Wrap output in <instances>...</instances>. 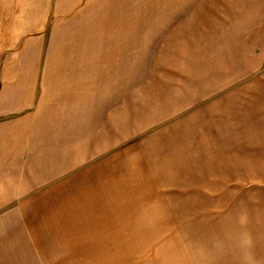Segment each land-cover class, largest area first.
Masks as SVG:
<instances>
[{
    "label": "rangeland",
    "instance_id": "374dc122",
    "mask_svg": "<svg viewBox=\"0 0 264 264\" xmlns=\"http://www.w3.org/2000/svg\"><path fill=\"white\" fill-rule=\"evenodd\" d=\"M12 1L14 11H0V42L13 45L0 66L7 54L15 70L39 74H15V105L3 109L14 131L38 136L40 152L9 181L14 202H0V264H264V134L252 130L253 120L264 128V111L238 125L219 100L210 110L216 93L203 95L198 60L156 35L166 22H144L153 37L142 43L90 45L64 25L68 12L49 10L55 0ZM239 1L201 45L222 56L210 61L222 64L219 77L259 61L251 76L263 84L264 12L254 17L251 0ZM126 13L97 12L114 21ZM58 57H92L95 73L60 80L44 69ZM59 133L61 156L59 140L46 139ZM248 147L236 167L231 149Z\"/></svg>",
    "mask_w": 264,
    "mask_h": 264
},
{
    "label": "crops",
    "instance_id": "0c3cea01",
    "mask_svg": "<svg viewBox=\"0 0 264 264\" xmlns=\"http://www.w3.org/2000/svg\"><path fill=\"white\" fill-rule=\"evenodd\" d=\"M2 1V0H1ZM3 0L0 2V11H14L12 6H15L12 0ZM23 0H21L22 2ZM117 1V2H113ZM46 0L44 1V3ZM239 0H58L54 2V6L50 7L49 10L55 12L69 13V21L65 22L64 25L72 23L78 31V40L83 44H105V43H125L128 41L142 43L143 38H152L153 35L147 32H143L142 28L148 26L144 22L152 19L155 22H166L165 24H157V27H166L167 32L156 33L167 37L161 42L165 44H174L169 46L175 48V44H184L185 48L191 55H183L184 58L190 60H198L199 63V82H202L203 95L204 94H215L216 99L210 103L209 109H213L215 102L219 100L218 106L225 104L230 109L231 115L238 117V125H243L242 118L245 112L255 115L259 111H264V102L259 100L260 90L264 91V83L259 84L256 76H251L252 70L258 66L260 58L257 59V63H250L244 65H237L233 76L219 77V69L222 64L218 62L215 65H211L210 61L221 58L219 52L215 55L209 53L208 46V33L206 28L208 26H222L220 23L224 19V12L233 10V7L239 6ZM253 5L254 17H259L261 12H264V0H251ZM24 5V4H17ZM114 6V9L109 7ZM106 11H121L126 13L125 21H114L106 19L102 15L99 16L97 12ZM24 9V8H23ZM47 10L46 4L41 11ZM77 13V16H76ZM151 13V15H146ZM90 14V15H89ZM128 16V17H127ZM78 17V18H77ZM208 21L212 22L211 24ZM94 26L91 27L90 25ZM83 25H88L87 27ZM131 29H135L134 32H130ZM202 29V31H201ZM170 30V31H169ZM133 33V35H132ZM74 35V34H72ZM75 36V35H74ZM128 36H134L137 39L127 40ZM76 37V36H75ZM8 37L4 36L0 42V55H4L3 51L12 49L11 43L8 42ZM6 40V42H5ZM151 39H146L145 42H152ZM11 44V45H10ZM7 58L3 59L0 66V202H14L7 200L12 193L10 192L11 185L9 181L14 180L16 171L22 172L20 166L23 164L24 157H36L31 159V163H37L38 151L40 152V145L38 143V136L29 132L19 133L14 131L12 121L7 120L10 110L15 105V91L19 88L15 83V74L17 75H38L39 67L34 68L33 66L23 67L21 70H15V59H11L6 54ZM263 58V57H262ZM76 63H69L66 59L58 57L55 60L54 66L44 67L47 74H55L60 79L62 74L85 73L86 75H93L95 68L93 67V58L79 57L75 59ZM204 61H209L207 65H204ZM256 65V66H255ZM24 66V64H23ZM251 66V68H249ZM75 67V68H72ZM208 68V69H207ZM244 68V69H243ZM76 69V70H74ZM243 69V70H241ZM22 75V76H23ZM248 76L250 78L238 85L235 89H231L230 86L235 81H243ZM264 79V78H263ZM61 80V79H60ZM25 86H29L28 83H23ZM227 88L226 93L217 98L221 92ZM58 90V89H57ZM29 94L23 97V100L30 101ZM261 98H264V93ZM88 105L81 103V108ZM217 106V107H218ZM248 106V110H243L244 107ZM7 107L9 109H3ZM92 107V104H90ZM207 110V109H206ZM81 113V111H80ZM229 113V111H228ZM90 118L91 116H86ZM99 123V121H96ZM60 123V120H59ZM93 123V121H91ZM252 130L254 132L264 134V128L256 127L254 120L252 121ZM94 138L93 134L91 139ZM46 139L59 140L58 154L62 155L61 139L62 134L50 135ZM102 139V138H101ZM256 138L252 140V146L256 149L255 143ZM56 145V144H54ZM102 149L100 146L99 150ZM248 148H234L231 149L233 154L231 155L232 162L236 167L243 166L248 160L246 154ZM258 149V148H257ZM95 153L96 151H92ZM264 168V166L262 165ZM59 217V215H56Z\"/></svg>",
    "mask_w": 264,
    "mask_h": 264
}]
</instances>
